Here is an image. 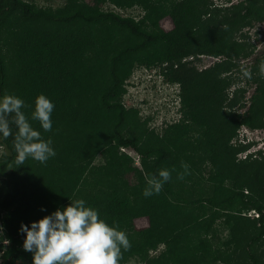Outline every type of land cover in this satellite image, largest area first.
Returning <instances> with one entry per match:
<instances>
[{
	"label": "trees",
	"instance_id": "1",
	"mask_svg": "<svg viewBox=\"0 0 264 264\" xmlns=\"http://www.w3.org/2000/svg\"><path fill=\"white\" fill-rule=\"evenodd\" d=\"M90 1L50 8L0 0V96L22 98L29 117L35 98L47 96L55 105L52 130L30 123L56 150L44 164L28 159L16 167L14 137L0 138V264H32L20 224L81 198L127 234L131 246L121 250L119 264L130 257L149 264H264V150L236 161L254 142L230 143L240 126L264 132V53L254 54L242 32L264 20V0L227 6L214 0ZM104 4L135 7L142 15L122 16ZM165 16L173 26L168 32L159 25ZM200 56L216 60L198 70L193 61ZM135 64L157 67L179 87L182 118L161 136L146 133L137 111L121 103ZM241 80L244 86L229 95ZM120 148L137 153L142 172ZM97 153L109 156L106 167L91 168ZM182 163L189 172L177 179ZM162 168L171 180L144 197L147 180ZM130 173L135 184L127 182ZM139 217L148 219L147 227L133 225ZM217 223L230 229L225 242Z\"/></svg>",
	"mask_w": 264,
	"mask_h": 264
},
{
	"label": "clouds",
	"instance_id": "2",
	"mask_svg": "<svg viewBox=\"0 0 264 264\" xmlns=\"http://www.w3.org/2000/svg\"><path fill=\"white\" fill-rule=\"evenodd\" d=\"M242 71L244 76H251L247 69ZM259 71L264 77V61ZM153 75L160 78L159 74ZM25 107V101L19 96H0V138L14 137L16 167L28 159L44 164L56 155L51 139H43L41 132L30 123V120L38 121L45 132L51 131L54 103L40 94L35 98L30 117L22 111ZM182 168L184 171L177 173V179H183L189 172L187 163H182ZM171 178L170 170L159 169L147 180L142 195L147 198L159 194ZM41 211L45 209L41 207ZM251 213L253 218L257 214L253 210ZM18 231L24 234L22 248L32 253V264H119L121 250L131 246L124 231L102 219L98 210L86 206L82 198L71 200L28 225L22 222Z\"/></svg>",
	"mask_w": 264,
	"mask_h": 264
},
{
	"label": "rangeland",
	"instance_id": "3",
	"mask_svg": "<svg viewBox=\"0 0 264 264\" xmlns=\"http://www.w3.org/2000/svg\"><path fill=\"white\" fill-rule=\"evenodd\" d=\"M30 3H34L39 7L56 8L62 6L64 0H26ZM241 0H214V4H225L226 6ZM86 3H90V0H85ZM102 9L113 10L122 16H132L135 19L139 18L142 13L138 8L121 9L109 4L101 6ZM160 27L168 32L172 29V22L168 16L163 17L159 21ZM242 32H247L248 41L254 46V54L264 53V20L262 22H255L251 27L244 28ZM254 56L251 57V59ZM191 60V58H186ZM216 59L208 56H200L197 61L194 62V66L199 70L212 65ZM158 68L152 65L145 66L144 64H135L131 70V73L125 78L123 82V88L125 92L121 96V103L126 109H133L137 111V122L141 125L146 133L161 136L165 131V128L172 123H176L182 118L183 111L181 110V98L179 95V87L177 84L169 83L160 76L153 75L157 73ZM244 86V82L241 80L237 85L234 83L230 86L228 93L231 95L234 89ZM251 92V90H249ZM249 94L246 95L248 98ZM186 110V109H185ZM184 110V111H185ZM238 112H243L244 108H237ZM186 122L189 123V118H186ZM236 138H232L230 143L234 146L238 143L252 141L254 144L249 147V151L239 153L236 156L238 159L245 158L249 153L255 154L257 150H264V132L262 130H250L245 126H240L236 132ZM53 142V141H52ZM121 154L128 156L131 159L130 166L136 168L138 171H143L139 156L130 148L119 149ZM109 156L103 153H97L90 160L91 168L106 167L108 164ZM150 163V162H149ZM206 175V174H204ZM130 184L137 182V177L130 173L126 175ZM1 181V180H0ZM91 191V187L88 190ZM249 192V190H247ZM245 194H250L246 193ZM238 207V205H237ZM237 209V208H236ZM238 213L243 216L252 219L251 210L245 211L238 208ZM251 214V215H250ZM219 223V222H218ZM217 223V236L220 237L221 242H225L231 236L230 229L226 226L219 225ZM133 225L137 229H143L148 226V219L146 217H139L133 220ZM1 231V225H0ZM4 246L6 245L3 242ZM162 247L159 248V250ZM152 252V256H155L158 251ZM120 264H149L147 262L139 261L136 257H130L121 262Z\"/></svg>",
	"mask_w": 264,
	"mask_h": 264
},
{
	"label": "built area",
	"instance_id": "4",
	"mask_svg": "<svg viewBox=\"0 0 264 264\" xmlns=\"http://www.w3.org/2000/svg\"><path fill=\"white\" fill-rule=\"evenodd\" d=\"M254 216H255V217H257V214H256V213H254Z\"/></svg>",
	"mask_w": 264,
	"mask_h": 264
},
{
	"label": "flooded vegetation",
	"instance_id": "5",
	"mask_svg": "<svg viewBox=\"0 0 264 264\" xmlns=\"http://www.w3.org/2000/svg\"><path fill=\"white\" fill-rule=\"evenodd\" d=\"M235 3H237V2H235Z\"/></svg>",
	"mask_w": 264,
	"mask_h": 264
}]
</instances>
